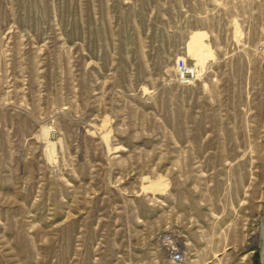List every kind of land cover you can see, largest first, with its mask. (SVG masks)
Here are the masks:
<instances>
[{
  "label": "rangeland",
  "instance_id": "obj_1",
  "mask_svg": "<svg viewBox=\"0 0 264 264\" xmlns=\"http://www.w3.org/2000/svg\"><path fill=\"white\" fill-rule=\"evenodd\" d=\"M263 197L264 0H0V264H262Z\"/></svg>",
  "mask_w": 264,
  "mask_h": 264
},
{
  "label": "built area",
  "instance_id": "obj_2",
  "mask_svg": "<svg viewBox=\"0 0 264 264\" xmlns=\"http://www.w3.org/2000/svg\"><path fill=\"white\" fill-rule=\"evenodd\" d=\"M175 69L178 74V78L181 82H187L194 75L192 68L187 66L183 58H179L175 62ZM163 245L165 250L169 253V257L174 264H183L185 263V255L178 248L177 244L174 242L171 236L163 237Z\"/></svg>",
  "mask_w": 264,
  "mask_h": 264
},
{
  "label": "bare ground",
  "instance_id": "obj_3",
  "mask_svg": "<svg viewBox=\"0 0 264 264\" xmlns=\"http://www.w3.org/2000/svg\"><path fill=\"white\" fill-rule=\"evenodd\" d=\"M247 181V180H246ZM244 183V182H243ZM242 186V185H241ZM240 186V187H241ZM242 188V187H241ZM247 191V190H246ZM264 198V197H263ZM264 211V210H263ZM262 264H264V248H262Z\"/></svg>",
  "mask_w": 264,
  "mask_h": 264
}]
</instances>
